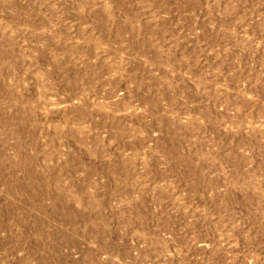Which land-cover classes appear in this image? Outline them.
<instances>
[{
    "label": "rangeland",
    "instance_id": "rangeland-1",
    "mask_svg": "<svg viewBox=\"0 0 264 264\" xmlns=\"http://www.w3.org/2000/svg\"><path fill=\"white\" fill-rule=\"evenodd\" d=\"M0 264H264V0H0Z\"/></svg>",
    "mask_w": 264,
    "mask_h": 264
}]
</instances>
